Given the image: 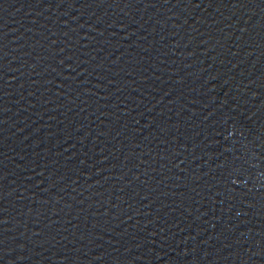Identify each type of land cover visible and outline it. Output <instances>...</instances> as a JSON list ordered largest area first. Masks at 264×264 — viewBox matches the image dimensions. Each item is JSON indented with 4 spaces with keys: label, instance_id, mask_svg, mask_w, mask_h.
Masks as SVG:
<instances>
[{
    "label": "water",
    "instance_id": "95a60500",
    "mask_svg": "<svg viewBox=\"0 0 264 264\" xmlns=\"http://www.w3.org/2000/svg\"><path fill=\"white\" fill-rule=\"evenodd\" d=\"M0 264H264V0H0Z\"/></svg>",
    "mask_w": 264,
    "mask_h": 264
}]
</instances>
